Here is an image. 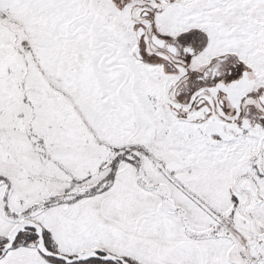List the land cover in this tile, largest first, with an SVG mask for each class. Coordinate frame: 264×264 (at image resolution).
<instances>
[{
  "label": "snow or ice",
  "instance_id": "6c2138e0",
  "mask_svg": "<svg viewBox=\"0 0 264 264\" xmlns=\"http://www.w3.org/2000/svg\"><path fill=\"white\" fill-rule=\"evenodd\" d=\"M0 264H264V0H0Z\"/></svg>",
  "mask_w": 264,
  "mask_h": 264
}]
</instances>
